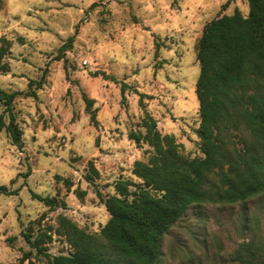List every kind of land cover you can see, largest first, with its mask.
Here are the masks:
<instances>
[{
    "label": "rangeland",
    "instance_id": "1",
    "mask_svg": "<svg viewBox=\"0 0 264 264\" xmlns=\"http://www.w3.org/2000/svg\"><path fill=\"white\" fill-rule=\"evenodd\" d=\"M236 9L249 13L243 0H1L0 46L8 51L0 88L16 95L23 135L16 146L6 129L0 132V187L16 192L0 194V264H50L25 238L45 232L47 254H71L56 234L60 217L100 235L110 215L97 191L113 194L117 180L138 181L134 163L149 158L150 147L129 137L144 131L146 112L185 155H201L197 44L208 22ZM42 76L36 97L26 95ZM122 84L129 86L125 96ZM6 108L0 99L8 124ZM242 133L230 131L231 148L241 147ZM90 161L100 174L94 184L85 180ZM33 194L66 207L51 209ZM246 242L264 257V193L245 203L191 206L162 239L160 264H239L230 258Z\"/></svg>",
    "mask_w": 264,
    "mask_h": 264
},
{
    "label": "trees",
    "instance_id": "2",
    "mask_svg": "<svg viewBox=\"0 0 264 264\" xmlns=\"http://www.w3.org/2000/svg\"><path fill=\"white\" fill-rule=\"evenodd\" d=\"M243 1L249 5L248 15L236 9L232 15L213 19L203 28L197 44L200 64L196 83L200 104L197 135L201 155L194 158L185 155L176 138L162 135L157 122L146 112L141 124L144 131L132 132L129 137L138 147H150L149 158L134 163L132 174L138 181L117 180L113 194L97 191L110 215L100 235L87 233L68 218L60 217L56 234L65 237L73 252L54 257L43 246L51 240L48 232L36 238L25 236L50 264H160L162 239L191 206L245 203L264 193V0ZM7 51L8 47L0 46L2 71L6 69L3 59ZM103 76L115 81L106 74ZM44 80L42 76L39 81H31L26 95L36 97V90L43 86ZM121 88L125 96L129 86L122 84ZM15 97L0 88V99L5 101L9 113L8 124L0 114V132L6 129L14 144L21 146L23 134L12 107ZM145 97L140 94L143 108ZM86 104L90 119L97 126L93 102L86 100ZM232 130L246 131L238 137L240 148L229 145ZM99 177L90 161L85 180L94 184ZM65 182L68 187L72 185L68 180ZM0 194L16 192L0 187ZM33 197L51 209L66 207L64 201L56 198L38 194ZM261 251L254 242H246L232 254L230 261L264 264Z\"/></svg>",
    "mask_w": 264,
    "mask_h": 264
}]
</instances>
